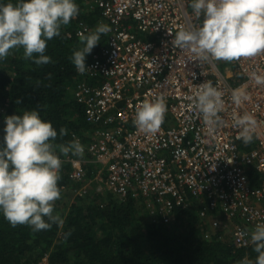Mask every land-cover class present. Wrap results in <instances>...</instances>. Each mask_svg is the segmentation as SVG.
<instances>
[{
    "label": "built area",
    "instance_id": "2783aa9c",
    "mask_svg": "<svg viewBox=\"0 0 264 264\" xmlns=\"http://www.w3.org/2000/svg\"><path fill=\"white\" fill-rule=\"evenodd\" d=\"M83 1L100 11L110 31L90 55L89 70L77 72L81 81L73 97L83 107L85 122L103 128L93 133L91 143L76 138L84 155L70 160L69 180L79 184L74 197L92 189L122 201L137 193L149 215L165 221L194 201L198 216L210 226L206 239L220 232V215L232 223L235 248H250V237L239 233H250L264 222V85L251 78L253 72L264 75V53L200 63L191 51L173 47L180 28L199 23L190 0ZM89 30L80 24L75 36ZM207 80L224 93L225 101L220 112L224 123L211 133L193 103L197 86ZM241 85L247 86L250 99L237 109L231 91ZM160 94L167 106L164 123L154 134L141 131L133 123L136 110ZM236 112L256 118L249 151L232 126ZM89 165L95 171L88 179ZM250 170L255 174L251 178Z\"/></svg>",
    "mask_w": 264,
    "mask_h": 264
},
{
    "label": "trees",
    "instance_id": "16d2710c",
    "mask_svg": "<svg viewBox=\"0 0 264 264\" xmlns=\"http://www.w3.org/2000/svg\"><path fill=\"white\" fill-rule=\"evenodd\" d=\"M75 3L78 16L62 26L60 36L47 41L45 54L51 63L36 65L24 57L22 47L10 50L0 60V145L4 118L30 109L38 110L42 120L51 122L58 133L54 141L57 145L77 137L84 145L91 143L93 133L103 128L85 122L83 107L73 97L81 79L71 62L73 52L82 47L75 36L78 24L83 21L87 26H96L101 13L98 9L88 10L83 0ZM104 43L102 36L91 54ZM91 54L86 56V63ZM62 127L68 130L65 136L59 135ZM247 146L249 151L252 145ZM77 158L61 156L58 200L79 186L69 180L70 160ZM87 170L89 179L95 171L93 165ZM249 174L250 178L255 176L254 171ZM58 200L54 202V213L60 215L63 224H53L49 230L34 232L28 225L12 227L0 213V264H38L44 257L47 264H241L245 258L254 260L257 255L253 246L236 249L220 232L206 239L210 226L198 216L194 201L187 209L177 208L165 221L150 216L137 193L121 201L91 190L77 197L65 215Z\"/></svg>",
    "mask_w": 264,
    "mask_h": 264
},
{
    "label": "clouds",
    "instance_id": "9594fccd",
    "mask_svg": "<svg viewBox=\"0 0 264 264\" xmlns=\"http://www.w3.org/2000/svg\"><path fill=\"white\" fill-rule=\"evenodd\" d=\"M190 7L199 23L192 28H180L171 40L173 47L191 51L200 63L232 62L264 53V0H190ZM78 14L75 0H0V60L10 50L22 47L24 57L36 65L51 63L50 56L45 54L47 41L60 36L62 26ZM109 31V26L101 23L93 30L78 33L82 47L71 57L78 73L89 70L86 56ZM251 78L257 85H264V75L253 72ZM197 88L194 112L208 131L214 132L224 123L220 116L224 93L211 80ZM249 99L246 85L232 89L231 102L237 109ZM166 112V99L160 94L142 103L133 123L141 131L154 134L164 123ZM4 123L0 213L12 227L28 225L34 232L63 224L60 215L54 213V202L61 197V156L82 158L84 146L78 139L55 144L56 129L50 121L42 120L36 109L6 116ZM256 124L255 116L249 112H236L232 117V126L239 130L237 139L244 144L253 141ZM67 133L66 128H60V136ZM239 235L250 237L252 250L257 254L254 260L245 258L241 264H264V222L257 223L250 233L242 231Z\"/></svg>",
    "mask_w": 264,
    "mask_h": 264
},
{
    "label": "rangeland",
    "instance_id": "374dc122",
    "mask_svg": "<svg viewBox=\"0 0 264 264\" xmlns=\"http://www.w3.org/2000/svg\"><path fill=\"white\" fill-rule=\"evenodd\" d=\"M86 6H87V9L88 10H92L87 4H86ZM102 23V21L100 20V21H98L97 22V25H99V24H101ZM80 24H82V25H87L86 23H84L83 21L82 22H80L79 24H78V26L80 25ZM96 25V26H97ZM96 26H93V27H90V29L91 30H93ZM217 63H221V61H216ZM1 121V120H0ZM166 127H168L169 125L168 124H166L165 125ZM1 134H3L2 133V129L0 128V135ZM91 190L92 189H90L89 191L91 192ZM76 201V198L74 197V195H73V193L71 194V195H69L68 197H64V198H62L61 200H58V206H60L61 208H63V209H65L64 210V215H65V213L67 212V210H68V208H69V206L72 204V203H74ZM217 219H218V221L220 222V233H221V235L222 236H224V238L225 239H229V240H231V232H232V223L230 222V221H227L223 216H217ZM38 264H47V258L46 257H44L43 259H42V261H40V263H38Z\"/></svg>",
    "mask_w": 264,
    "mask_h": 264
}]
</instances>
